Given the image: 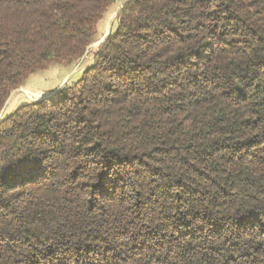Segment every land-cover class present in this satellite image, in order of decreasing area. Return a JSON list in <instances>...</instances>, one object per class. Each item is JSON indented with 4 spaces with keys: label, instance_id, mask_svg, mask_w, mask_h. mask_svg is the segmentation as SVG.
I'll return each mask as SVG.
<instances>
[{
    "label": "trees",
    "instance_id": "obj_1",
    "mask_svg": "<svg viewBox=\"0 0 264 264\" xmlns=\"http://www.w3.org/2000/svg\"><path fill=\"white\" fill-rule=\"evenodd\" d=\"M113 2L0 0V113ZM116 22L75 84L0 121V264H264V0Z\"/></svg>",
    "mask_w": 264,
    "mask_h": 264
},
{
    "label": "rangeland",
    "instance_id": "obj_2",
    "mask_svg": "<svg viewBox=\"0 0 264 264\" xmlns=\"http://www.w3.org/2000/svg\"><path fill=\"white\" fill-rule=\"evenodd\" d=\"M126 0H114L112 7L109 9L103 21L98 26L96 42L101 40L106 33L109 19L115 16L116 11L124 4ZM117 18L113 20L111 32L117 27ZM97 48L90 49L87 55L69 67L53 66L47 71L39 72L32 75L27 82L19 88L18 92L11 98L7 109L0 113V119L12 114L18 107L32 103L40 97L58 93L75 84L82 76L85 69L92 66L95 59ZM1 114L3 117H1Z\"/></svg>",
    "mask_w": 264,
    "mask_h": 264
},
{
    "label": "water",
    "instance_id": "obj_3",
    "mask_svg": "<svg viewBox=\"0 0 264 264\" xmlns=\"http://www.w3.org/2000/svg\"><path fill=\"white\" fill-rule=\"evenodd\" d=\"M128 1H129V0H126V1L124 2V4H123V5H122V6L116 11L115 16L112 17L111 19H109L108 24H107V28H106V33L104 34V37H103L101 40H99V41H97V42H94L91 46H89V48H88V50H87L85 56L87 55V53L89 52L90 49L97 48V50H99L100 47L105 43V41L108 39V37H109V35H110V33H111V30H110V29H111V27H112V25H113V20H114L115 18L118 17L119 13L121 12V10L123 9L124 5H125ZM85 56H84V57H85ZM84 57H83V58H84ZM83 58H82V59H83ZM18 91H19V90H15V91L12 92V94H11L9 100L7 101V103H6V105L4 106V108H3V110H2L1 113H3V112L7 109L8 104L10 103L11 98H12V97H13ZM52 95H53V94H52ZM49 96H51V95H49ZM47 97H48V96H47ZM45 98H46V97H45ZM42 99H44V98H42ZM40 100H41V99H38V100H35V101H33V102H37V101H40ZM8 116H9V115L3 117V115L1 114V117H3L2 119L6 118V117H8ZM2 119H0V121H2Z\"/></svg>",
    "mask_w": 264,
    "mask_h": 264
}]
</instances>
